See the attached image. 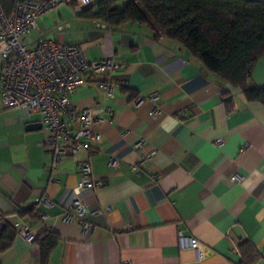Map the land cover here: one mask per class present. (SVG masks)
<instances>
[{"label": "crops", "instance_id": "0c3cea01", "mask_svg": "<svg viewBox=\"0 0 264 264\" xmlns=\"http://www.w3.org/2000/svg\"><path fill=\"white\" fill-rule=\"evenodd\" d=\"M40 37L78 44L91 60L124 59L111 78L128 82L113 95L102 82L76 91L78 108L102 114L95 126L102 140L59 163L44 145L40 115L0 104V215L27 223L35 239L59 235L48 264H241L244 243L264 264V104L146 23L112 27L62 6L41 16L26 41ZM1 69L0 58V77ZM252 78L264 87V56ZM88 159L106 180L81 193L89 207L104 209L89 217L91 233L63 220ZM181 235L201 243L203 255ZM41 254L16 233L0 264H42Z\"/></svg>", "mask_w": 264, "mask_h": 264}, {"label": "built area", "instance_id": "2783aa9c", "mask_svg": "<svg viewBox=\"0 0 264 264\" xmlns=\"http://www.w3.org/2000/svg\"><path fill=\"white\" fill-rule=\"evenodd\" d=\"M13 3V11L8 15L0 0V104L4 108H21L40 115L46 132L44 145L55 163L81 149L95 150L102 140L95 126L104 118L93 108H78L72 96L88 82H102L110 95L114 87H127L126 79L113 81L111 78L112 73L125 68L126 61L115 55L91 60L78 44L59 43L45 37L28 43L26 37L38 28L40 17L49 11L69 6L75 11L92 9L97 12L96 0H13ZM159 96L156 92L150 94L152 98ZM110 163L117 165V160L113 157ZM80 177L63 220L76 222L85 233H91L95 225L89 217L104 209L89 207L81 193L103 186L106 180L95 177L90 159L81 164ZM31 207L34 208L35 203ZM40 217L46 219L47 215L40 214ZM6 224L12 225L24 239L35 240L27 223L0 215V228ZM180 237L182 244L191 245L203 255L201 243L193 238L187 241L183 235Z\"/></svg>", "mask_w": 264, "mask_h": 264}, {"label": "trees", "instance_id": "16d2710c", "mask_svg": "<svg viewBox=\"0 0 264 264\" xmlns=\"http://www.w3.org/2000/svg\"><path fill=\"white\" fill-rule=\"evenodd\" d=\"M1 1L10 15L13 0ZM95 6L97 12L84 11L112 27L127 22L151 25L157 37L164 35L187 46L210 72L240 88L248 101L264 104V87L254 84L252 78L258 59L264 56V1L96 0ZM15 235L12 225L3 227L0 251L11 246ZM59 239L54 232L35 239L41 248L42 264H48ZM241 247V264H256L260 255L254 247L250 243Z\"/></svg>", "mask_w": 264, "mask_h": 264}, {"label": "rangeland", "instance_id": "374dc122", "mask_svg": "<svg viewBox=\"0 0 264 264\" xmlns=\"http://www.w3.org/2000/svg\"><path fill=\"white\" fill-rule=\"evenodd\" d=\"M124 5V3H121V5L120 6H123Z\"/></svg>", "mask_w": 264, "mask_h": 264}]
</instances>
